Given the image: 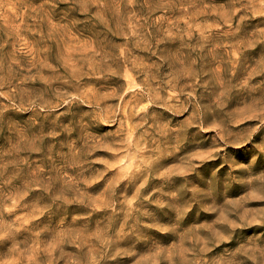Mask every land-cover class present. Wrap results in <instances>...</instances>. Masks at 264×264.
<instances>
[{"label":"rangeland","instance_id":"1","mask_svg":"<svg viewBox=\"0 0 264 264\" xmlns=\"http://www.w3.org/2000/svg\"><path fill=\"white\" fill-rule=\"evenodd\" d=\"M0 264H264V0H0Z\"/></svg>","mask_w":264,"mask_h":264},{"label":"bare ground","instance_id":"2","mask_svg":"<svg viewBox=\"0 0 264 264\" xmlns=\"http://www.w3.org/2000/svg\"><path fill=\"white\" fill-rule=\"evenodd\" d=\"M250 76V75H249Z\"/></svg>","mask_w":264,"mask_h":264}]
</instances>
